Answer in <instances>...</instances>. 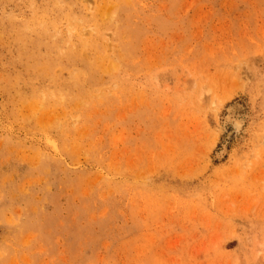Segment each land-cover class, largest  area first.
<instances>
[{"label":"rangeland","instance_id":"rangeland-1","mask_svg":"<svg viewBox=\"0 0 264 264\" xmlns=\"http://www.w3.org/2000/svg\"><path fill=\"white\" fill-rule=\"evenodd\" d=\"M0 264H264V0H0Z\"/></svg>","mask_w":264,"mask_h":264},{"label":"bare ground","instance_id":"bare-ground-1","mask_svg":"<svg viewBox=\"0 0 264 264\" xmlns=\"http://www.w3.org/2000/svg\"><path fill=\"white\" fill-rule=\"evenodd\" d=\"M108 11H109V10H108ZM106 13H107V12H106ZM108 13H109V12H108ZM100 60H101V59H100ZM110 62H111V64H112L113 61H110ZM110 62H108V63H110ZM113 63H114V62H113ZM204 87H205V86H204ZM206 88H208V87H206ZM205 90H206V89H205ZM209 90H210V89L208 88L207 91H209ZM197 96H198V95H197ZM200 99H201V97H200ZM230 111H232V110H230ZM233 122H235V121H233ZM235 125H238V124H235Z\"/></svg>","mask_w":264,"mask_h":264}]
</instances>
